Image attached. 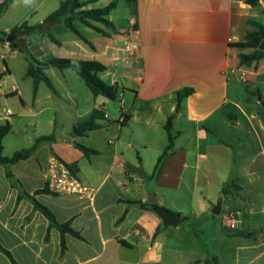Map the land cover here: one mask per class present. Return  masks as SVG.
I'll return each instance as SVG.
<instances>
[{
	"label": "crops",
	"instance_id": "obj_1",
	"mask_svg": "<svg viewBox=\"0 0 264 264\" xmlns=\"http://www.w3.org/2000/svg\"><path fill=\"white\" fill-rule=\"evenodd\" d=\"M62 1L33 0L26 5L14 0L0 22L17 5L21 24L37 26ZM80 1L82 10L118 3L110 15L115 30L111 37L77 22L87 44L59 21L47 27L55 41L41 31L15 36L29 51L33 39L31 51L39 61L56 57L102 62L107 70L100 77L119 86L120 103L130 118L121 124V108L114 111L109 99L94 96L72 69H46L54 90L41 82L34 95L28 62L31 82L26 90L21 85L6 89L12 72L0 47V75L6 74L0 78V125L12 124L3 140L4 156L54 135L52 141L39 143L28 159L9 168L0 165V245L16 264H264V121L251 97V109L244 108L231 85L238 77L249 83L247 73L256 84L264 74V65L259 68L264 59L252 66L256 70L241 66L232 47L253 30L249 21L264 24V0L257 5L247 0ZM32 14L37 23L28 22ZM15 27L0 31L9 35ZM2 44L11 56L20 52L0 40ZM132 44L139 46L137 51H128ZM185 88L194 93L176 112V94ZM14 98L21 101L15 119V113L4 108ZM256 104L264 106V94ZM95 109L109 115L108 124L74 136V127ZM174 114V146L154 178L158 158L168 146L165 124ZM159 129L166 132L167 143L152 150L153 140L161 138ZM9 135L13 138L6 150ZM233 135L240 147L252 140L257 149L238 161ZM76 143L99 153L87 157ZM17 144L21 149H15ZM52 159L65 166L76 164L75 176L90 195L52 190L47 184ZM225 186L227 194L222 193ZM153 198L180 217L177 225L164 224L150 203ZM35 201L59 224L70 223L82 238L66 234L62 251L61 231L51 226ZM218 204L221 211L215 215ZM230 211L240 214L237 230L224 227L223 216ZM0 264L14 263L0 251Z\"/></svg>",
	"mask_w": 264,
	"mask_h": 264
},
{
	"label": "trees",
	"instance_id": "obj_2",
	"mask_svg": "<svg viewBox=\"0 0 264 264\" xmlns=\"http://www.w3.org/2000/svg\"><path fill=\"white\" fill-rule=\"evenodd\" d=\"M13 1L14 0H4V2L0 3V17L11 7ZM247 3L250 5H257L258 0H247ZM117 6L118 3L115 2L102 9L82 10L83 4L80 0H63L60 7L52 14H50L42 24H39L37 26H29L27 22H24L20 26L15 27L11 31V34L21 36L34 31H41L46 32L50 39L55 41L54 36L47 31V27L50 24L59 21L64 23L66 28L74 32L85 43L90 44L88 40L77 29L76 23L81 22L97 33L107 37H111L112 34L115 33V30L114 27H112L110 15L111 12L115 8H117ZM248 24L253 27V30L247 34L246 40L244 42H236L232 45V47L238 50L239 64L241 66L250 68L264 59V24L256 21H249ZM0 35H2L0 37V40L3 43H6L9 35L3 31H0ZM10 47L13 50H20L27 55L29 62L27 75L33 79L34 95H36L38 91V85L41 82L46 83L51 89L54 90L52 82L45 71L49 67H57L62 70L72 69L73 71H75L83 79L85 84L90 88L94 96H103L110 101H120L119 86L116 84H108L103 79H101L100 74L104 73L107 70V67L100 61L73 60L69 58L56 57H52L46 61H39L26 47L22 46L18 42V39L12 41L10 43ZM3 75L6 74H1L0 78ZM193 93L194 89L185 88L183 90H180L176 94V112L180 110L181 103ZM105 114L106 113L103 111L97 109L93 110L87 120L78 123L74 127L73 135L77 137H83L91 131L103 128L108 124ZM126 117L127 120L130 118L129 113H127ZM174 118L175 114L171 115L165 124V130L168 135V146L164 150L163 154L158 158L157 164L152 174L154 178H156L161 173L165 160L171 155L175 140V137L172 133ZM11 130L12 124L9 121L0 125V165H4L7 168L21 160L28 159L37 148V145L39 143L50 142L54 139V135L42 137L37 140L36 144L31 149L17 152L12 157H6L3 154V140L11 132ZM75 146L80 149L87 157L99 153L97 150L89 149L82 144L76 143ZM67 167L72 172V174H77L78 168L76 164H68ZM8 176L11 177L10 171H8ZM228 188L229 186H225L222 190V193L227 194ZM35 205L50 220L51 226L56 227L61 231L62 251H64L66 248L64 241V237L66 234H71L76 238H82L80 233L71 227L70 223L59 224L56 221L54 214L47 207L38 203L37 201H35ZM141 206L147 208L152 207V205L150 204H141ZM0 251L7 254L12 262L16 264L10 252L5 250L1 245Z\"/></svg>",
	"mask_w": 264,
	"mask_h": 264
},
{
	"label": "rangeland",
	"instance_id": "obj_3",
	"mask_svg": "<svg viewBox=\"0 0 264 264\" xmlns=\"http://www.w3.org/2000/svg\"><path fill=\"white\" fill-rule=\"evenodd\" d=\"M114 14L116 15L118 13H114ZM29 15H31V14H29ZM36 19H37L36 14H34V16L32 14V16H30L28 18V22L30 24L37 23ZM21 23H22V17H20V12H19L17 5H16L3 17V19L0 22V29H3L5 27L13 28L17 25H20ZM80 26H82V25H80ZM1 36L2 35H0V37ZM30 36H32V35H30ZM16 39H17V37H14V38L12 37L13 41ZM19 42L21 45L25 46V43L22 39H20ZM29 42H32L31 44L27 45L30 47V51H31V46H33V39H29ZM4 44L6 45V43H4ZM0 47H1L2 54H4V55L8 54L7 55V62L10 64V68H11V72H12V75L9 76V78L5 82V88L11 89L13 87H16L17 85H21L22 89L25 91L31 82L30 81L31 79H29V77H27V75H26V70H27L26 64L28 63L27 55L24 52L20 51L17 54H15V56H11V55H9L7 49L4 48L3 44ZM31 53H32V51H31ZM0 64L2 66H4V61L2 59H0ZM263 65H264V60L259 65L260 70L263 69ZM251 68H252V70H256V67H251ZM248 71H250V70H248ZM73 74L76 76L77 82H79L80 84H82L84 86V82L82 81V79L76 73H73ZM246 76L249 80V83H246L244 81L239 80V77H238V78H236V80L231 81V85L234 86V88L237 90V92H235V93H237L239 95V101L244 108L251 109L250 105L248 103L249 98L251 97V99L254 101L253 103L255 104L257 113L259 114L260 118L264 121V106H258L256 104V101L261 98V95L259 93L264 94V74H261L257 78L258 82L256 84H254V80H252L255 78L251 77V75L249 73H247ZM104 81L109 82V79L105 78ZM20 104H21V101L19 98L9 99L6 102V104H4V108L5 109H11L15 113V116L13 117L15 119L16 114L18 113V109H19ZM109 104L114 111L116 110V108L122 107L120 105L121 104L120 101H109ZM2 105L3 104L1 103L0 107H2ZM242 129L245 130V128L243 126H242ZM137 131H141V129H139V126L137 128ZM232 132H234V131H232ZM159 134H161V138L159 137L158 139H154L153 145L150 147V149L156 150V149H158V147H162V142L167 143L166 132L161 131V129H159ZM233 137H234V135H233ZM10 138H13L12 135H9V137L6 140V150L10 149V147H11L9 145V139ZM242 141H243V143L246 141L245 137L242 138ZM231 143H232V146L234 149V156L236 157V159L238 161H240L242 158H244L243 155L250 156L257 149V145L252 140L249 141L250 144L248 146H244L243 148L240 147L239 146V139L237 138V136H235L231 140ZM21 147H22L21 144H19V145L17 144L15 149H21ZM150 167L151 168L153 167L152 163L149 166V170H150ZM152 194H153V192H152ZM228 199H230V196ZM225 200H227V199H225Z\"/></svg>",
	"mask_w": 264,
	"mask_h": 264
},
{
	"label": "built area",
	"instance_id": "obj_4",
	"mask_svg": "<svg viewBox=\"0 0 264 264\" xmlns=\"http://www.w3.org/2000/svg\"><path fill=\"white\" fill-rule=\"evenodd\" d=\"M233 42V39L230 40ZM7 47H10V43L6 42ZM137 44H132L129 48V52H135L138 50ZM121 115L119 122L123 124L127 121V112L123 109L121 104ZM7 114H12L11 110H7ZM106 118H109L108 114H105ZM47 184L48 186L59 193L76 196H87L90 195V189L85 186L67 166L57 159H52L47 168ZM237 212H226L223 216L224 227L237 230L240 226V220Z\"/></svg>",
	"mask_w": 264,
	"mask_h": 264
},
{
	"label": "water",
	"instance_id": "obj_5",
	"mask_svg": "<svg viewBox=\"0 0 264 264\" xmlns=\"http://www.w3.org/2000/svg\"><path fill=\"white\" fill-rule=\"evenodd\" d=\"M12 37H16L15 35L13 34H10L7 38V41L9 43H11L13 40H12ZM150 203L153 204V208L154 210L158 213V215L164 220V224L165 225H177L178 224V221L180 219L179 216H176V215H173L171 214L170 212L166 211L165 209L159 207L158 205V202L153 198L152 200H150ZM220 211H221V204H218L217 207L214 209L213 213L215 215H219L220 214Z\"/></svg>",
	"mask_w": 264,
	"mask_h": 264
},
{
	"label": "clouds",
	"instance_id": "obj_6",
	"mask_svg": "<svg viewBox=\"0 0 264 264\" xmlns=\"http://www.w3.org/2000/svg\"><path fill=\"white\" fill-rule=\"evenodd\" d=\"M24 3H25L26 5H29V4L33 3V0H24Z\"/></svg>",
	"mask_w": 264,
	"mask_h": 264
}]
</instances>
